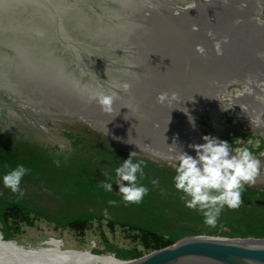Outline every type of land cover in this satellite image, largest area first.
Instances as JSON below:
<instances>
[{
	"label": "water",
	"instance_id": "95a60500",
	"mask_svg": "<svg viewBox=\"0 0 264 264\" xmlns=\"http://www.w3.org/2000/svg\"><path fill=\"white\" fill-rule=\"evenodd\" d=\"M88 1L0 0V49L21 40L43 49L60 45L78 69L68 78H55L56 88L43 74L30 76L45 100L41 112L79 117L157 166L264 191V155L236 153L208 138L202 120L207 114L217 125L216 115L232 107L220 94L234 84L255 86L264 80V0H207L190 9L173 5L174 14L154 15L145 25L130 20L94 31L80 26L71 37L58 13L70 15ZM47 55L44 51L41 57ZM5 76L0 90L10 93ZM234 102L240 109L252 100ZM214 158L217 165L210 167ZM123 183L127 179L118 177L111 189ZM121 263L264 264V239L188 236ZM0 264L76 263L0 258Z\"/></svg>",
	"mask_w": 264,
	"mask_h": 264
},
{
	"label": "rangeland",
	"instance_id": "374dc122",
	"mask_svg": "<svg viewBox=\"0 0 264 264\" xmlns=\"http://www.w3.org/2000/svg\"><path fill=\"white\" fill-rule=\"evenodd\" d=\"M263 86L261 83L260 87ZM242 89L250 88L242 86ZM228 91L234 96L239 95L234 93V87ZM220 98L233 103L225 95L220 94ZM240 105L249 112V117L252 116L246 121L241 118L247 115L236 106L217 114V125L211 116L202 115L208 138L236 153L264 155L263 108L255 102L250 106ZM27 112V117L23 111L17 114L0 112V209L7 201H19L47 216H56L60 224L39 216L32 227H22L14 240L25 248L43 246L55 238L62 241L64 250H87L115 256L132 245L118 227L114 233L105 229L107 241L95 231H88L82 241L65 227V220L78 216L100 215L130 221L166 237L174 234L178 236L175 241L188 237V231L193 230L204 234L195 236H205L213 230L229 235L243 229L233 219L225 220L226 226H223L215 212H183L175 200L178 189L173 193L172 188L159 185L169 182L167 175L149 178L156 176L152 173L156 170L141 162L150 163V160L89 123L64 117L39 119L32 109L27 108ZM256 116L260 121L254 120ZM118 177L127 179V184L120 186L126 190L111 189ZM44 178L53 185L48 186ZM223 186L233 195L243 190ZM195 205L199 206V203Z\"/></svg>",
	"mask_w": 264,
	"mask_h": 264
},
{
	"label": "trees",
	"instance_id": "16d2710c",
	"mask_svg": "<svg viewBox=\"0 0 264 264\" xmlns=\"http://www.w3.org/2000/svg\"><path fill=\"white\" fill-rule=\"evenodd\" d=\"M141 163L145 164V167H152L156 170L152 171L156 176L152 175L149 178L167 175L169 182H162L159 185L172 188L173 193L178 189L179 193L177 192L175 200L177 205L180 204V209L183 212L188 214H197L199 211H205L209 214L215 212L222 219L221 224L223 226H226L225 220L229 221V219H233L234 223L243 226L242 230L232 231L229 235L225 231L217 232L213 230L205 233L207 234L205 236L215 234L229 238L264 239V205L256 203L257 201H264L263 191L254 190L251 187L242 185L241 188L243 187V190L233 195L228 188L226 189L225 186L217 183L218 179L214 181V178H212V182L205 179L206 177H197L191 172H186V170L180 172L168 168V166L153 165L154 163L151 161L150 163L147 161ZM169 169L170 171H168ZM44 179L48 186L53 185L46 178ZM196 202L199 203V206L195 205ZM38 210L19 201H7L0 209V233L2 234V238L4 240H14L22 227H32L39 216H46L45 218L51 220L56 225L60 224V219L56 218V216L53 218ZM164 210L167 211L166 208ZM198 216L202 218L201 215ZM65 227L82 241L88 231L100 233L101 237L107 241L106 230L114 233L116 227L121 228L120 230L125 233V237L129 238L132 244L124 253H120V255L115 254L118 259L124 260L138 259L152 251L166 248L175 243L178 237L174 234L166 237L142 225L100 215L78 216L67 219L65 220ZM188 232L187 236L204 235L199 234L200 232L196 230Z\"/></svg>",
	"mask_w": 264,
	"mask_h": 264
},
{
	"label": "flooded vegetation",
	"instance_id": "af4514ba",
	"mask_svg": "<svg viewBox=\"0 0 264 264\" xmlns=\"http://www.w3.org/2000/svg\"><path fill=\"white\" fill-rule=\"evenodd\" d=\"M175 1L182 2L183 0H89L86 7L78 8L70 15L58 14L62 19V25L66 28L68 34L73 37L76 28L80 26L82 29L94 31L116 24L126 26L130 20H135L140 26L145 25L152 22L151 20L154 18L152 16L154 15L166 17L172 14L171 9ZM91 2L95 3L91 4ZM11 43L13 44H10L6 50L0 49V60L3 61L2 64L6 63L7 65L6 68L0 65V73L7 74L10 77L9 85L12 88L10 93L0 90V112L17 114L23 111L27 117V108H30L39 119L42 117L76 119L74 115H48L41 112L39 106H42L45 100L42 98L40 91L36 89L38 83L31 81L32 78H30V76L36 74H43L48 77V83L52 87L55 78L61 79L62 75L68 78L74 72L77 74L78 69L76 65H72V58L59 51L60 45L43 49L41 47H31L27 41L22 40L20 43H14V41ZM44 51H47V57H41ZM84 60L91 63L88 59L84 58ZM52 88H56V85L54 84ZM3 95L5 96L3 97ZM28 100L38 106L25 104L24 102ZM210 161L212 162L210 167L217 165L216 158ZM118 189L126 190V187L122 186Z\"/></svg>",
	"mask_w": 264,
	"mask_h": 264
},
{
	"label": "bare ground",
	"instance_id": "6f19581e",
	"mask_svg": "<svg viewBox=\"0 0 264 264\" xmlns=\"http://www.w3.org/2000/svg\"><path fill=\"white\" fill-rule=\"evenodd\" d=\"M0 80H8V78L4 75H0ZM262 82V80H259L256 82L259 83ZM7 84H9L7 82ZM245 85V84H242ZM8 88L10 85H5ZM251 87V86H250ZM248 97L249 99L255 101L256 103L262 102L263 98H261L259 95H256V98L254 96L253 90L249 89L246 91H243V97ZM223 104H228V108L231 106H236V103H225L222 101ZM261 104V103H259ZM239 105V104H238ZM42 108L43 106H39ZM47 107V106H46ZM223 107V106H222ZM225 108V107H223ZM264 109V107H263ZM36 111V110H34ZM256 112H260L262 110H253ZM244 114H246L249 118V112L243 111ZM258 116L255 117L256 121H260ZM76 119H80L79 117H76ZM243 121H246L247 119L242 118ZM62 241L51 238L46 242L43 246H38L36 248L30 247L25 248L24 246L18 244L14 240H4L0 237V258H33V259H41V260H50V261H59V262H67V263H76V264H125L121 263V259H118L117 257L113 255H99L94 254L91 251L87 250H74V249H62Z\"/></svg>",
	"mask_w": 264,
	"mask_h": 264
},
{
	"label": "built area",
	"instance_id": "2783aa9c",
	"mask_svg": "<svg viewBox=\"0 0 264 264\" xmlns=\"http://www.w3.org/2000/svg\"><path fill=\"white\" fill-rule=\"evenodd\" d=\"M246 90V89H243V90H236V92H234L235 94H239L241 95L243 93V91ZM237 96V95H236Z\"/></svg>",
	"mask_w": 264,
	"mask_h": 264
}]
</instances>
